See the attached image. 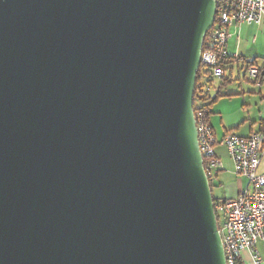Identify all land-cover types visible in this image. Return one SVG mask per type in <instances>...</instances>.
Wrapping results in <instances>:
<instances>
[{
	"label": "water",
	"instance_id": "obj_1",
	"mask_svg": "<svg viewBox=\"0 0 264 264\" xmlns=\"http://www.w3.org/2000/svg\"><path fill=\"white\" fill-rule=\"evenodd\" d=\"M216 0H0V264H226L193 109Z\"/></svg>",
	"mask_w": 264,
	"mask_h": 264
},
{
	"label": "built area",
	"instance_id": "obj_2",
	"mask_svg": "<svg viewBox=\"0 0 264 264\" xmlns=\"http://www.w3.org/2000/svg\"><path fill=\"white\" fill-rule=\"evenodd\" d=\"M216 23L209 30V47H202L200 64L209 68L215 77L223 70L220 61L226 57V44L233 25L264 23V0H216ZM237 58V56H235ZM247 75L254 80L260 76L257 66L249 65ZM205 107L194 109L198 147L209 181L210 169L220 166L214 153L216 139L208 121ZM233 162V171L246 180L244 188L234 198L214 204L216 219L226 264H263L257 241L264 243V175L258 171L264 152V131L240 135L230 131L222 139ZM204 165V164H203Z\"/></svg>",
	"mask_w": 264,
	"mask_h": 264
},
{
	"label": "crops",
	"instance_id": "obj_3",
	"mask_svg": "<svg viewBox=\"0 0 264 264\" xmlns=\"http://www.w3.org/2000/svg\"><path fill=\"white\" fill-rule=\"evenodd\" d=\"M231 36L226 44L223 79L216 78L215 88L221 95L209 106L208 121L216 139L214 153L220 166L210 169L211 192L216 200L234 198L244 188L246 180L233 172V162L222 142L230 131L247 135L264 130V23L231 26ZM237 56V58H235ZM248 65H255L260 71L257 80L246 72ZM219 88V89H217ZM258 171L264 175V155ZM264 264V243L257 241ZM247 264L248 255L243 254Z\"/></svg>",
	"mask_w": 264,
	"mask_h": 264
},
{
	"label": "trees",
	"instance_id": "obj_4",
	"mask_svg": "<svg viewBox=\"0 0 264 264\" xmlns=\"http://www.w3.org/2000/svg\"><path fill=\"white\" fill-rule=\"evenodd\" d=\"M215 23H216V19H215ZM209 34L210 31L206 33L203 39V43H202L203 49L209 47ZM225 58L220 61V66L222 70H224L223 64ZM216 78L223 79V76L221 75L220 77H215L209 68L205 67L203 64L199 65V68L196 72L195 87L193 92V109H197L199 107H205L209 112V106L211 105V103L221 95L219 90H216L215 93H211V89L215 88ZM203 164L206 167L205 160ZM213 201H214L213 203L215 204L218 200H216L213 197ZM217 225L218 227H220V222L218 220H217Z\"/></svg>",
	"mask_w": 264,
	"mask_h": 264
},
{
	"label": "rangeland",
	"instance_id": "obj_5",
	"mask_svg": "<svg viewBox=\"0 0 264 264\" xmlns=\"http://www.w3.org/2000/svg\"><path fill=\"white\" fill-rule=\"evenodd\" d=\"M226 150H227V149H226ZM263 155H264V152H263ZM263 155H262V157H263ZM233 172H234V171H233ZM213 194H214V197H216V195H215V194H216V192H215V191L213 192Z\"/></svg>",
	"mask_w": 264,
	"mask_h": 264
}]
</instances>
